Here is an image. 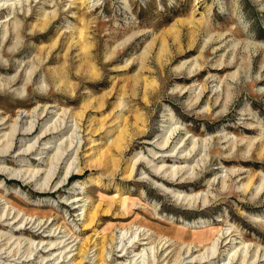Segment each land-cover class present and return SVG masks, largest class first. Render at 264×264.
I'll return each instance as SVG.
<instances>
[{
    "label": "rangeland",
    "instance_id": "1",
    "mask_svg": "<svg viewBox=\"0 0 264 264\" xmlns=\"http://www.w3.org/2000/svg\"><path fill=\"white\" fill-rule=\"evenodd\" d=\"M8 3L12 8L0 11V122H7L0 125V151L9 138L14 147L0 157V264H75L86 248L84 264H97L103 246L109 264H134L138 252L157 251L160 233L190 241L193 232L217 235L220 257L213 264L228 262L233 250L236 264L244 256L250 262L264 257V0ZM46 21L51 24L43 30ZM12 125L22 131L36 125V131L12 138ZM56 127L63 131L17 158L45 128ZM171 127L177 129L168 134L164 153L196 147L194 158L153 160ZM48 142L54 149L46 153ZM116 144L124 145L119 150ZM108 156L117 160L113 176L94 166ZM140 156L145 162L126 177L128 159ZM163 163L197 164L190 171L194 181L181 188L150 180L153 166ZM72 165L82 173L65 179ZM37 169L39 180L18 176ZM232 170L237 176L223 185ZM197 192L208 194L207 205L178 199ZM93 210L95 220L87 224L84 215ZM147 226L155 232L151 244L119 258L125 241ZM210 227L217 231L209 234ZM222 232L232 234L231 244L221 243ZM63 240L70 253L62 254L66 247L50 251L51 242ZM180 248L168 249L171 264Z\"/></svg>",
    "mask_w": 264,
    "mask_h": 264
},
{
    "label": "bare ground",
    "instance_id": "2",
    "mask_svg": "<svg viewBox=\"0 0 264 264\" xmlns=\"http://www.w3.org/2000/svg\"><path fill=\"white\" fill-rule=\"evenodd\" d=\"M9 2V0H0V11H2V10H4V9H6V8H9V7H11L12 8V6L13 5H11V4H9L8 3ZM50 21V20H49ZM49 21H46L45 23H44V25H43V27H41L43 30L44 29H46V28H49L48 26L51 24V22H49ZM17 33V32H16ZM82 34V33H81ZM83 35V34H82ZM83 37V36H82ZM211 38V37H210ZM87 39V38H86ZM80 41H82V40H80ZM86 43V42H85ZM57 45H58V43H57V41L56 42H54L53 43V46H52V49H55L56 47H57ZM152 45V44H151ZM88 46V45H87ZM115 53H113L112 55H114ZM60 73V72H59ZM64 74V73H63ZM64 76V75H63ZM61 77V76H60ZM64 78V77H63ZM62 80V79H61ZM15 80H13V82H14ZM11 82V81H10ZM62 82V81H61ZM12 83V82H11ZM229 99V98H228ZM228 101V100H227ZM195 103V102H194ZM120 107H122V106H120ZM224 110L226 109V108H223ZM24 113V112H23ZM44 115V112L42 113V114H39L38 115V119H42V116ZM66 115V114H65ZM26 117V115H24V117L22 118H20L21 119V123H22V121L24 120V118ZM78 118V117H77ZM76 118V119H77ZM80 120V119H79ZM78 122H80V121H78ZM6 123L7 122H4V120H2L1 122H0V125H6ZM19 124V123H18ZM76 124V123H75ZM16 125V124H15ZM80 125V124H79ZM35 126L36 125H31L30 126V128L29 129H25V130H17V127L16 126H14V125H12V129L10 130V132H9V134H7V135H9V137H10V134H11V136L12 135H14L15 137H16V135L18 136V137H25V138H27V136H30V135H33L34 133H35ZM60 127V126H59ZM80 127V126H79ZM168 128V127H167ZM177 129V127H175V128H172L171 127V130H169V131H167V132H165V135H164V139L161 141V143L159 144V150L160 151H162L163 153L162 154H153L154 156H152V158H153V160H161L162 159V161L163 160H165V159H168V158H172V157H176V158H178V159H181V160H186L185 162H187L189 159H191V158H194V156L192 155V153L195 151V148L193 149V150H190V152H187V153H184V154H180V150L179 151H177V153L175 154V153H171V154H169V153H164L165 151H167V148H165L166 147V145L168 144V142L169 141H167V136H168V134L169 133H171V132H173L174 133V131ZM63 130H60L59 132H62ZM59 133L58 132V128L56 127V128H49V130H47L46 128L44 129V131L39 135V139H38V141H36V144L35 145H32V146H30L29 145V147H28V149L27 150H25L24 152H18V154L16 155L17 156V158H23V156H26V155H32L33 154V152L37 149V147H38V145L42 142V141H44V140H47L48 139V136L50 135V134H54V133ZM173 133H171V134H173ZM6 134L4 135L5 136V138H6V136H7ZM75 137V136H74ZM4 138V137H3ZM12 138H13V136H12ZM118 138V137H117ZM116 138V139H117ZM115 139V140H116ZM9 140H10V138H9ZM9 140H6L7 141V143L4 145V147H3V149L0 151V157L1 156H3V154L4 155H7V154H9L11 151H12V149H13V144L11 143V142H8ZM14 140V139H13ZM168 140H170L169 139V137H168ZM185 140V142L184 143H186L187 141V139H184ZM184 140H182V142L184 141ZM11 141V140H10ZM20 141H22V140H20ZM80 142V141H79ZM114 142V141H113ZM112 142V143H113ZM176 142V141H175ZM193 142V141H192ZM1 143V142H0ZM50 143L51 142H48V143H46V146H44V148H42V151H45L46 153H48L50 150L52 151V148H53V146H51L50 145ZM117 143V142H116ZM167 143V144H166ZM194 143V142H193ZM114 144H115V142H114ZM79 145H80V143H79ZM117 145V147L119 148V150H121L122 149V146L124 145H120V144H116ZM181 145V144H180ZM69 146V148L71 149V147H72V145H68ZM114 146V145H113ZM2 148V147H1ZM54 149V148H53ZM79 149H80V147H78V151H79ZM191 149V148H190ZM118 150V149H117ZM23 151V150H22ZM192 151V152H191ZM41 154H44L43 152L42 153H40V155ZM59 154H60V152H59ZM63 153H61L60 154V156L62 155ZM55 156H57V155H55ZM63 157V156H62ZM101 158V157H100ZM98 159V161H95V162H97V163H95V165L94 164H88V163H86V166H89V167H92L93 165L94 166H96L97 168H99V167H101L102 165H103V167L104 168H106L107 170H106V172H108L109 173V176H113V175H115L116 174V171H117V160L115 159V158H112V157H109L108 156V158H105V160L103 161V158L102 159H99V158H97ZM40 160H43L44 161V157H41L40 158ZM96 160V159H95ZM107 160V161H106ZM119 160V159H118ZM145 160V158L143 159V157L141 158V156L140 157H137V159H134V158H130V159H128V161H127V166H126V168H125V170H124V175H126V177H128V178H131L132 176H134L135 174H136V170H137V165L139 164V162H145L144 161ZM88 162H89V160H88ZM148 162V161H147ZM53 164V163H52ZM58 164V163H57ZM88 164V165H87ZM148 164L150 165L151 164V162H148ZM197 165V164H196ZM196 165H194V166H175V165H173V166H167V164H165V163H163V164H161V165H159V166H153V170H152V172H153V175H150L151 177H150V180H153V179H155V178H153V177H156L157 178V180H159V181H162L163 183H165L166 185H170V186H173V185H175V186H179V187H181V188H184L185 187V183H188V182H192V181H194L193 179H194V177H195V175H193L194 174V172L190 175V171H192V169L193 170H197V167H196ZM53 166V165H52ZM96 167H95V169H96ZM119 167V166H118ZM50 169V168H49ZM53 169V168H52ZM56 169H57V167H56ZM2 171H5V170H3V169H1ZM7 171V170H6ZM28 172H29V170H27ZM50 171V170H49ZM48 171V172H49ZM54 172H56V171H54ZM82 173V168L80 167V166H74L73 167V165L72 166H70L69 167V169L67 170V172H66V175H65V179H67V178H69L70 177V175H72V174H76V173ZM18 173V172H17ZM40 173H42V170L41 169H37V170H33V171H31L28 175H29V177H27V175L24 173L23 174V176L21 177L20 175H18L20 178H22V179H24V180H27V182H28V180L29 181H33L35 178H37V179H35V180H39V178H40V176L41 175H39ZM51 173H53V172H51ZM43 174V173H42ZM49 174H50V172L48 173V175H47V177L49 176ZM13 175V174H12ZM17 175V174H16ZM26 175V176H25ZM56 175V174H55ZM155 175V176H154ZM52 176V175H51ZM50 176V177H51ZM227 176H228V178H227ZM234 176H237V171H230L225 177H224V179L222 178V183H223V185H226V183H227V181L228 180H230L232 177L234 178ZM46 178V177H45ZM49 178V177H48ZM98 178L99 177H97V180H98ZM169 178H174V180L176 179V181L175 182H170L168 179ZM34 180V181H35ZM47 180V179H46ZM49 180H51V178L49 179ZM91 181H94V179H91ZM154 181V180H153ZM249 181V180H248ZM98 182H99V180H98ZM45 183H46V181H45ZM47 183H48V181H47ZM46 183V184H47ZM153 183H155V185L156 184H158V186L159 187H161L162 189L163 188H167L164 184H162V183H160V182H157V181H155V182H153ZM48 185V184H47ZM161 185V186H160ZM252 185V183H250V181L249 182H247V183H245V184H243V189H244V192H247V191H249V189H250V186ZM157 186V185H156ZM260 187V186H259ZM258 187V188H259ZM242 188V187H241ZM257 189V188H256ZM260 189H261V187H260ZM166 190V189H165ZM167 191H168V188H167ZM171 192H173V191H171ZM119 197V196H118ZM77 199V198H76ZM178 199H181L182 201H184V202H188V205L190 206V207H196L197 205H198V203H202V205L203 206H205V205H207L208 203H209V197H208V194H204L203 192H197L196 194H192V193H187V194H184V195H179L178 196ZM126 201V200H125ZM80 202V201H79ZM84 205V204H83ZM77 207V206H76ZM14 208H16L15 206H13V208L12 209H14ZM9 209V208H8ZM17 209V208H16ZM15 210V209H14ZM13 210V211H14ZM12 211V210H11ZM11 211H9V213L11 212ZM13 211L11 212V214L10 215H12V213H13ZM16 211H19V210H16ZM15 211V212H16ZM21 212V211H20ZM9 213L7 214L8 215V217L7 218H9ZM19 214V213H18ZM82 214V213H81ZM95 215H96V210H93V211H90L89 213H88V215L87 216H85L84 215V217H85V219H86V222H87V224H91L92 222H94V220H95ZM4 217H6L5 215H3ZM20 216H21V213H20ZM19 216V217H20ZM19 217H17L15 220H14V222L15 223H13L14 225H16V222H17V219H19ZM23 219H24V217H23ZM30 219V218H29ZM85 219H84V221H85ZM1 220H3V218L1 219ZM4 220H7V219H4ZM24 221V220H23ZM25 222V221H24ZM23 222V223H24ZM31 222V221H30ZM34 221H32V223H33ZM42 223H43V221H42ZM29 224V223H28ZM39 225H41V224H39ZM197 225V224H196ZM24 226V225H23ZM8 227V226H7ZM34 227V226H33ZM44 227V226H43ZM25 228V227H24ZM23 228V229H24ZM42 228V227H41ZM48 228V227H47ZM142 228V227H141ZM147 228H148V231L147 232H145V227H144V231H142V233H139L138 234V236H136L135 238H133V239H131L129 242H127L126 243V241H125V243H124V245H123V247L121 248V250L120 251H118V257L119 258H130L129 256H130V254H131V249H133V248H136L138 245H140V246H148V245H150L151 243L150 242H148V241H150V239L152 238V236L155 234V232L151 229V227L149 228V226H147ZM43 229V228H42ZM138 229V228H137ZM214 229V227H210V228H208L207 229V232L210 234L211 232L212 233H215L217 230L215 229V230H213ZM22 230V228H18V229H15L14 231H16V232H20ZM136 230V229H135ZM46 231V230H45ZM139 231V230H138ZM151 231V232H150ZM136 232H137V230H136ZM63 233V232H62ZM149 233H150V235H149ZM196 232H193V234H194V236H192V239H190V241H187V240H185V239H182V238H179V237H171L170 235H165V234H161L160 233V237H159V241L160 242H158V245H157V251L155 252V251H153L152 249V246L151 247H149V251L150 250H152L153 252H154V255H152V257L153 258H151L150 257V255H151V253L149 252V251H147V255L145 254L146 253V250H148V249H146L145 250V252H144V250H142V251H140V252H138L136 255H133L132 257V261L131 262H134V264H137L136 263V261H135V259H138L137 261L138 262H142V261H139V259H141V258H143V260H145L146 258V260H147V262H144V264H171V262H170V259H169V257H170V255L172 254V253H168V249L169 248H171V246H173V245H179L181 248H180V251L176 254V258H175V260L173 261V264H213L212 262H215L216 261V259H218L219 257H220V254H218V250L220 249H218V247H216L217 245V242H218V239H215L216 238V236L217 235H215L214 237H212V238H208V236L205 234L206 232H200V233H196ZM217 233H220V232H217ZM223 233V236H222V241H221V243H224V241L226 242V246H227V243L229 244H231V235L232 234H230V235H227L228 233H224V232H222ZM239 233V232H238ZM33 234V233H32ZM35 234V233H34ZM137 234V233H136ZM132 236V235H131ZM15 237V236H14ZM50 237V236H49ZM51 237H54V235H52ZM57 237V236H56ZM132 238V237H131ZM10 239H13V238H10ZM130 239V238H129ZM128 240V239H127ZM229 240H230V242H229ZM64 241H66V240H63V241H60V242H58V241H56V242H58V243H54V242H51L50 243V245H51V249H50V251L51 250H56V248H58V249H62V248H65V250H63L64 252L62 253V252H60V254L62 253V254H64V253H66V252H68V253H70L72 250H71V248H72V246L70 247V249H69V247H68V245L70 244V242L68 243V241H67V243L68 244H65L66 242H64ZM113 241H115V238L113 239ZM121 241H123V240H121ZM184 241H186V242H184ZM236 242V241H235ZM10 243V242H9ZM8 243V244H9ZM43 243V242H42ZM41 243V244H42ZM63 243V244H62ZM72 243V242H71ZM20 244V243H19ZM18 244V245H19ZM32 244H33V242H32ZM40 244V245H41ZM44 244V243H43ZM42 244V245H43ZM62 244V246L61 247H59L60 245ZM198 244V245H197ZM12 245V244H11ZM35 245V244H34ZM41 245V246H42ZM121 245V244H120ZM21 246V245H20ZM33 246V245H32ZM56 246V247H55ZM184 246H186V252H184L183 251V249H184ZM54 247V248H53ZM82 247V246H81ZM118 248H119V246H117ZM222 247V246H221ZM236 247V246H235ZM22 248V247H21ZM83 248H84V246H83ZM105 247L103 246V247H101L100 248V251H99V254L97 255V258H98V260L96 261L97 262V264H109V261H108V257H107V252H105L106 251V248L104 249ZM87 249V248H86ZM86 249H81V251H80V255H78L79 256V258H80V260L78 261V262H76L75 264H84L85 262H86V259L89 257V255H88V249L86 250ZM156 249V247H154V250ZM216 249H218V250H216ZM235 249H237V248H235ZM204 250V251H203ZM3 251V250H2ZM88 251V252H87ZM182 251H183V253H182ZM203 251V252H202ZM220 251V250H219ZM9 252V251H8ZM199 253V252H202L201 254H198V255H196V253ZM237 252L238 251H236V250H233V251H231L228 255V262H225L224 264H236V254H237ZM144 253V254H143ZM164 253V254H163ZM241 253V252H240ZM0 254H1V252H0ZM57 254H59V253H57ZM56 254V255H57ZM67 254V253H66ZM218 254V256H216ZM159 255V256H158ZM25 256V255H24ZM32 256V255H31ZM54 256V255H53ZM58 256V255H57ZM67 256H69V255H67ZM139 256V257H138ZM62 257H63V255H62ZM62 257H61V255H60V257L59 258H61L62 259ZM65 258H66V256H64ZM63 257V258H64ZM76 257H77V255H76ZM138 257V258H137ZM239 258L241 257V256H238ZM58 258V257H57ZM68 258V257H67ZM242 259H243V261H242V263L241 264H256L257 263V261H258V263H261L264 259V257H259V258H256V259H254V260H252L251 262L250 261H248L247 260V258L248 257H246V256H244V257H241ZM51 259V258H50ZM60 259V260H61ZM76 259V258H75ZM160 260H162V261H160ZM247 260V261H246ZM44 261H46V259H44ZM43 261V262H44ZM16 262V261H15ZM42 262V263H43ZM58 262H60L59 260H58ZM57 262V263H58ZM65 262V261H64ZM139 263V264H140ZM74 264V263H73ZM142 264V263H141Z\"/></svg>",
    "mask_w": 264,
    "mask_h": 264
}]
</instances>
